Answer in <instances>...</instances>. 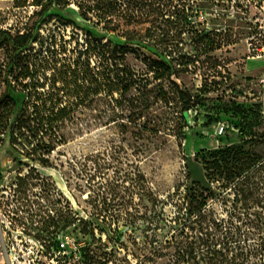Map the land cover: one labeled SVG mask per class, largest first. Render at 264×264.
Here are the masks:
<instances>
[{
    "label": "rangeland",
    "instance_id": "374dc122",
    "mask_svg": "<svg viewBox=\"0 0 264 264\" xmlns=\"http://www.w3.org/2000/svg\"><path fill=\"white\" fill-rule=\"evenodd\" d=\"M34 1L0 0V29L25 32L39 20L30 21ZM50 15L43 35L56 29L71 47L73 35L83 40L92 28L74 2ZM139 25L156 42L107 36L130 43L126 59L138 70L146 57L169 63L172 79L200 104L187 122L172 118L174 103L156 106V134L84 126L42 154L29 132L18 131L13 144L0 137V264H63L36 236L56 210L70 214L56 236L63 254L75 256L70 264H264V66L248 51L264 26V0H169ZM5 57L2 48L0 64ZM11 94L21 107L24 94ZM162 112L170 121L160 124Z\"/></svg>",
    "mask_w": 264,
    "mask_h": 264
},
{
    "label": "trees",
    "instance_id": "16d2710c",
    "mask_svg": "<svg viewBox=\"0 0 264 264\" xmlns=\"http://www.w3.org/2000/svg\"><path fill=\"white\" fill-rule=\"evenodd\" d=\"M124 1L94 0V5H85L75 0H36L33 5L39 10L34 11L30 21L39 20L25 32L0 29V49H6L0 64L6 85L0 97V137L10 135L13 144L18 131L29 132L34 138L33 150L42 154L67 144L84 126H114L126 134L131 125L140 135L156 134L160 125L151 118L156 106L161 110L174 103L172 118L187 122L188 112L201 102L200 95H192L174 81L171 66L160 58L146 57V68L136 69L126 59L130 43L114 44L107 36L123 34L129 42L153 44L158 38L156 33L143 32L140 20L154 10H163L169 0H130V17L122 24ZM72 2L82 18L92 24L84 31L83 40L79 33L71 37L76 41L73 47L57 37L56 29L47 31V35L42 32V25L52 17L50 12ZM135 15L138 18L134 27H124L130 26ZM39 21L42 23L38 28ZM12 91L24 94L21 107ZM167 114L162 112L160 124L170 121ZM70 223L69 213L56 210L36 235L43 253L63 264H70L75 256L63 254L56 236ZM84 257L87 259V254Z\"/></svg>",
    "mask_w": 264,
    "mask_h": 264
},
{
    "label": "built area",
    "instance_id": "2783aa9c",
    "mask_svg": "<svg viewBox=\"0 0 264 264\" xmlns=\"http://www.w3.org/2000/svg\"><path fill=\"white\" fill-rule=\"evenodd\" d=\"M260 37L250 39L248 43L249 54L252 55L253 59H257L260 64L264 66V26L260 25ZM262 92L264 94V73L262 74L261 81ZM226 131V127L221 125L218 127V135H223Z\"/></svg>",
    "mask_w": 264,
    "mask_h": 264
}]
</instances>
